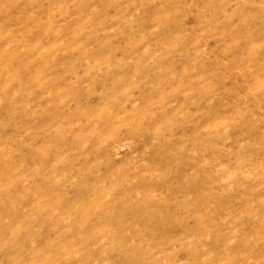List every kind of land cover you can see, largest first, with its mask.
I'll return each mask as SVG.
<instances>
[{
	"label": "rangeland",
	"instance_id": "1",
	"mask_svg": "<svg viewBox=\"0 0 264 264\" xmlns=\"http://www.w3.org/2000/svg\"><path fill=\"white\" fill-rule=\"evenodd\" d=\"M0 264H264V0H0Z\"/></svg>",
	"mask_w": 264,
	"mask_h": 264
}]
</instances>
